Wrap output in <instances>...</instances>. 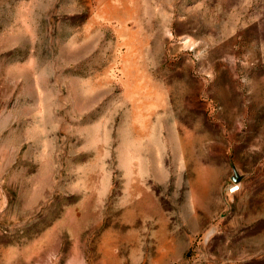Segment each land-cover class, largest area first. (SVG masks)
Instances as JSON below:
<instances>
[{
    "label": "rangeland",
    "instance_id": "374dc122",
    "mask_svg": "<svg viewBox=\"0 0 264 264\" xmlns=\"http://www.w3.org/2000/svg\"><path fill=\"white\" fill-rule=\"evenodd\" d=\"M0 264H264V0H0Z\"/></svg>",
    "mask_w": 264,
    "mask_h": 264
},
{
    "label": "water",
    "instance_id": "95a60500",
    "mask_svg": "<svg viewBox=\"0 0 264 264\" xmlns=\"http://www.w3.org/2000/svg\"><path fill=\"white\" fill-rule=\"evenodd\" d=\"M234 172H235L234 180L236 182L241 181L243 177L238 173V171L236 169H234Z\"/></svg>",
    "mask_w": 264,
    "mask_h": 264
}]
</instances>
